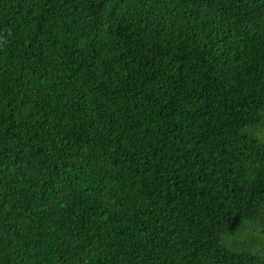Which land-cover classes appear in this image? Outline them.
I'll list each match as a JSON object with an SVG mask.
<instances>
[{
  "label": "trees",
  "instance_id": "obj_1",
  "mask_svg": "<svg viewBox=\"0 0 264 264\" xmlns=\"http://www.w3.org/2000/svg\"><path fill=\"white\" fill-rule=\"evenodd\" d=\"M262 127L264 0H0V264H264Z\"/></svg>",
  "mask_w": 264,
  "mask_h": 264
},
{
  "label": "rangeland",
  "instance_id": "obj_2",
  "mask_svg": "<svg viewBox=\"0 0 264 264\" xmlns=\"http://www.w3.org/2000/svg\"><path fill=\"white\" fill-rule=\"evenodd\" d=\"M264 132V127H262ZM241 235L232 237L231 241L235 244H241V241L246 242L245 246L250 248H258L264 251V221L249 222L244 225L240 231Z\"/></svg>",
  "mask_w": 264,
  "mask_h": 264
}]
</instances>
